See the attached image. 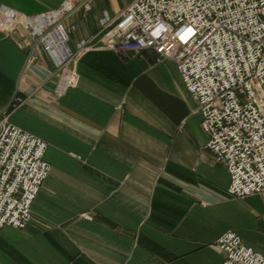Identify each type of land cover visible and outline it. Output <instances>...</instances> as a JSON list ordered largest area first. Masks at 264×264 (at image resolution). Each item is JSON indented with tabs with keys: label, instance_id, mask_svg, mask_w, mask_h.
Masks as SVG:
<instances>
[{
	"label": "crops",
	"instance_id": "obj_1",
	"mask_svg": "<svg viewBox=\"0 0 264 264\" xmlns=\"http://www.w3.org/2000/svg\"><path fill=\"white\" fill-rule=\"evenodd\" d=\"M65 1L0 8L35 15ZM131 1H73L68 43L89 48L65 91L40 41L21 25L0 29V121L45 139L51 164L30 223L1 229L0 264H222L228 230L264 255V192L231 194L176 62L103 46L101 19Z\"/></svg>",
	"mask_w": 264,
	"mask_h": 264
},
{
	"label": "built area",
	"instance_id": "obj_2",
	"mask_svg": "<svg viewBox=\"0 0 264 264\" xmlns=\"http://www.w3.org/2000/svg\"><path fill=\"white\" fill-rule=\"evenodd\" d=\"M73 8L71 0L35 15L0 8V29L21 25L50 54L61 74L59 91L78 84L77 58L89 48L86 41L78 50L68 43L75 27L63 17ZM101 26L106 48L134 54L152 49L159 59L176 62L200 104L208 147L230 173L231 194L264 192V0H132L119 16H104ZM47 149L45 139L0 121V232L30 223L51 170ZM216 244L225 252L222 264H264V255L235 230Z\"/></svg>",
	"mask_w": 264,
	"mask_h": 264
},
{
	"label": "rangeland",
	"instance_id": "obj_3",
	"mask_svg": "<svg viewBox=\"0 0 264 264\" xmlns=\"http://www.w3.org/2000/svg\"><path fill=\"white\" fill-rule=\"evenodd\" d=\"M73 1H76L77 2V0H73Z\"/></svg>",
	"mask_w": 264,
	"mask_h": 264
}]
</instances>
